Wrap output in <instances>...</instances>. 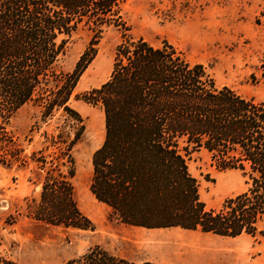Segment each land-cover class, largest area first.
<instances>
[{"label":"trees","instance_id":"obj_1","mask_svg":"<svg viewBox=\"0 0 264 264\" xmlns=\"http://www.w3.org/2000/svg\"><path fill=\"white\" fill-rule=\"evenodd\" d=\"M126 0H0V164L32 163L43 173L30 215L55 226L94 230L81 210L73 180L75 146L86 124L72 105L82 100L104 112L105 137L92 156L90 190L118 222L135 227H181L225 237L264 234V101L230 86L218 87L202 63H192L164 39L134 37ZM115 28L109 78L76 91L96 59L105 32ZM91 38L71 71L61 68L68 43L81 31ZM33 102L40 121L58 113L41 147L24 154L8 125ZM35 121L30 133L39 131ZM205 150L220 170H240L248 188L220 208L201 199L188 161ZM0 264H19L0 255ZM65 264L137 263L96 245Z\"/></svg>","mask_w":264,"mask_h":264},{"label":"rangeland","instance_id":"obj_2","mask_svg":"<svg viewBox=\"0 0 264 264\" xmlns=\"http://www.w3.org/2000/svg\"><path fill=\"white\" fill-rule=\"evenodd\" d=\"M124 13L134 37L155 45L166 39L190 62L202 63L218 87L230 86L246 97L264 101V0H126ZM90 38L86 30L72 37L60 62L63 70L74 68ZM120 41L117 29L105 32L98 55L76 91L98 87L109 78ZM72 105L86 124L74 149L75 196L94 230L55 226L33 218L30 210L39 198L43 173L32 163L0 164V255L19 264H65L99 245L137 263L264 264V234L225 237L181 227L144 228L118 222L111 208L90 190L92 156L105 137L104 112L82 100H73ZM40 111V106L29 102L10 119L8 130L24 147V154L40 148L42 133L51 132L58 122L59 113L47 123L41 122ZM35 121L40 129L30 133ZM188 164L208 208H220L226 198L248 188L247 177L240 170H220L205 150L195 152ZM259 228L264 230V220ZM187 234L210 238L215 244L209 247L183 240ZM212 250L217 251V258Z\"/></svg>","mask_w":264,"mask_h":264},{"label":"bare ground","instance_id":"obj_3","mask_svg":"<svg viewBox=\"0 0 264 264\" xmlns=\"http://www.w3.org/2000/svg\"><path fill=\"white\" fill-rule=\"evenodd\" d=\"M155 234V232H154ZM183 240H189L191 242L194 241V243H201V244H205L209 247H211L213 244H215V242L212 241V239L208 238L206 239L205 237L195 234V235H186V237ZM202 240V241H201ZM203 242V243H202ZM223 242H229V240H223ZM214 246V245H213ZM167 260V259H166ZM168 261H172V260H168Z\"/></svg>","mask_w":264,"mask_h":264},{"label":"crops","instance_id":"obj_4","mask_svg":"<svg viewBox=\"0 0 264 264\" xmlns=\"http://www.w3.org/2000/svg\"><path fill=\"white\" fill-rule=\"evenodd\" d=\"M149 240H155V239H160V238H148ZM206 252H208V251H206ZM210 252V251H209ZM211 252H213V256L215 257V258H217L218 257V255H217V251H214V250H212ZM214 257L213 258H210V260H213L214 259Z\"/></svg>","mask_w":264,"mask_h":264}]
</instances>
